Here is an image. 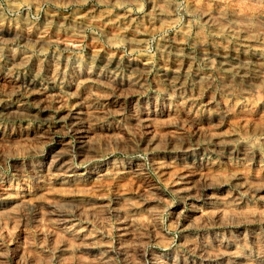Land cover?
<instances>
[{
    "label": "bare ground",
    "instance_id": "obj_1",
    "mask_svg": "<svg viewBox=\"0 0 264 264\" xmlns=\"http://www.w3.org/2000/svg\"><path fill=\"white\" fill-rule=\"evenodd\" d=\"M7 1L14 8L21 2L37 5L44 0ZM50 1L74 4L83 0ZM99 1L106 7L127 8L116 12L76 11L71 20L74 29H82L84 19L117 24L125 35L110 39L122 40L134 48L144 45L151 35L174 31L159 41L158 47L162 54L174 57L177 67L181 66L178 58L190 46L189 52L195 49L205 56L212 54L228 70H251L264 83V0H186L187 18L177 30L174 28L180 22L172 0H146L142 16L132 12L141 10L140 0ZM2 57L13 68H22L31 60L27 51L5 48L0 43ZM59 65L52 60L44 69L48 82L58 92L51 94L44 87L32 92L39 97L40 110L0 100V111L5 115L45 118L46 126L29 125L20 134H13L7 133L0 122V142L11 139L16 145L39 144L46 141L51 129L58 128L74 135L77 143L93 147L130 133L152 145L157 136L161 139L166 135L161 130L185 127V123L200 137L214 132L204 127L198 116L201 94L159 87L161 98L152 95L149 101L141 96L145 87L140 78L77 57L68 70L64 67L62 71ZM0 87L8 89L10 98L22 92L21 84L9 73L0 72ZM49 97L72 99V107L59 117L60 123L49 116ZM220 101L219 110L212 115L208 112L207 119L216 116L222 127L243 121L264 130V102ZM258 103L262 114L254 116ZM206 104L204 107L209 109L216 105L211 97ZM232 132L225 131L216 138L227 140ZM229 146L230 142L225 141L200 163L186 157L154 158L160 174L178 181L175 191L188 205L184 221L175 222L181 230L175 248L159 222L165 199L142 189L136 195L140 200H136L129 186L120 185L128 179L139 183L142 169L138 163L118 164L114 159L85 156L90 166L80 172L66 159V152L53 156L48 165L38 163L30 170L32 180H21L27 193L12 196L0 192V264H264V151L257 145L248 148L243 144L236 150ZM221 166L231 173H215ZM252 171L260 175L252 176ZM3 181L0 179V184ZM114 182L120 189L111 201L102 197L99 186ZM38 185L44 190H35ZM199 187L204 190L203 199ZM184 204L182 201L181 209ZM151 244L170 250L161 252Z\"/></svg>",
    "mask_w": 264,
    "mask_h": 264
},
{
    "label": "rangeland",
    "instance_id": "obj_2",
    "mask_svg": "<svg viewBox=\"0 0 264 264\" xmlns=\"http://www.w3.org/2000/svg\"><path fill=\"white\" fill-rule=\"evenodd\" d=\"M140 2L142 5L141 10L133 9L132 12L142 16L147 3L146 0H140ZM172 2L176 7L180 22L174 28L177 30L180 28V24L186 21L188 4L186 0H172ZM126 8L123 6L106 7L99 0H83L74 4L44 0L40 1L37 5L21 2L13 8L7 0H0V43L5 48L12 47L27 51L31 56L29 63L22 68H13L5 62L3 57L0 59V72L9 73L21 84L20 90L22 91L19 95L13 96V99L7 96V88L0 87V100H11L14 103H22L25 107L40 110L39 105H37L39 97L32 95V92L40 87L48 89L51 94L58 92L48 82L44 74L45 66H47L49 61L56 60L60 63L59 67L62 71L64 67L65 70H68L70 65H72L73 59L77 57L92 65L106 67L120 74L142 79L145 93L141 96L145 100L150 101L152 95L160 99L159 87L165 91L173 89L182 90V92L188 95L198 94L199 96L201 94L200 100L202 104L198 111V116L201 118L204 127L212 128L213 134L206 132L200 137L195 135L193 133L194 130L185 123V127L178 126L164 129L165 131L161 130L166 135L161 137V139L157 136L152 145L141 140L140 135L130 133V136L120 135L115 139L116 141L114 138L109 139L106 140L107 143L106 141H102L100 146L93 147L77 143L74 135L66 132L65 129L60 130V128L55 131L51 129L46 141L39 144L25 143L24 146L23 144L16 145L11 142V139H6L0 142V179L4 180L0 184V190L3 189L0 192H7L12 196L27 193L26 190L28 189L22 183V178L32 180V176L30 175L32 167L43 162L48 165L53 160V156L61 152L67 153L66 159L75 164L80 169V172L87 171L90 166L85 160L87 156H95L100 159H114L118 164L134 161L142 169V178L139 180V183L138 181L136 183L134 180L128 179L121 182L120 185L129 186L128 188L131 190L129 189L128 191H130L136 200H140L136 195L142 193L144 189L152 190L151 192L158 193L165 199L166 203L162 206L159 222L163 233L168 235L171 241V247L175 248L181 235L180 227H176L175 222L184 221V208H187L188 205L187 201L181 199L175 191L178 181L168 175L160 174L153 164L154 158L175 160L178 157H186L188 161L200 163L206 157L212 156L216 152L217 147L224 145L225 141L230 142V150H236L242 147L243 144H247L248 148L254 145L259 146V150L263 152L264 130L256 129L253 124L243 121L232 123L230 127L227 125H223L222 127L218 125L216 116L207 119L206 115L208 112L212 115L214 111L219 110L220 99H226L232 103L238 101L264 102V83L261 82L262 79L253 71L228 70L212 54L206 53L205 56L195 49L189 52L190 46H187L180 59L178 58L177 61H180L181 66L177 67L178 63L173 62L174 57L171 54H162L158 47L159 41L165 39L174 31L169 30L151 35L144 45L134 48L122 40L110 39L113 37L117 39V37L125 35L121 26L117 24L84 19L82 23L83 28L76 30L71 21L72 15L76 11L86 13L94 9L96 12L103 10L116 12ZM34 62L39 65V71L36 70ZM210 97L214 99L216 105L214 104L215 107H210L209 109L204 106L207 105L206 102ZM48 100L51 102L48 108L49 116L56 123H60L59 117L64 116L65 112L70 110L72 99L68 97L64 101H61L59 98L49 97ZM260 107V103H258L254 116L262 114L260 113L262 111ZM41 119L43 120L8 116L0 111V122L2 127H5L7 133L20 134L29 125L46 126V119ZM229 130L233 132L231 137L226 138L227 140L216 138L217 134L219 135ZM225 147H227L226 144ZM79 154H83V156H79ZM214 172L221 175L231 173L226 166H221ZM251 175L258 177L260 173L252 171ZM119 187L114 182L100 185L99 189L101 190L102 197L112 201L116 197V194H118ZM35 190L43 191L44 189L38 185L35 187ZM198 190L203 199L204 190L200 187ZM182 201H185L183 210L180 207ZM113 232H115L114 229ZM113 238L110 239L112 244H114ZM151 245V247L161 252H168L170 250L158 244Z\"/></svg>",
    "mask_w": 264,
    "mask_h": 264
}]
</instances>
